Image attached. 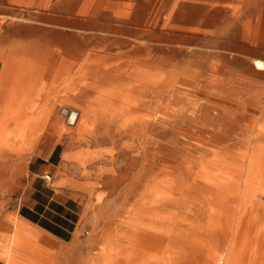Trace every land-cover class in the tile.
<instances>
[{
  "label": "bare ground",
  "instance_id": "obj_1",
  "mask_svg": "<svg viewBox=\"0 0 264 264\" xmlns=\"http://www.w3.org/2000/svg\"><path fill=\"white\" fill-rule=\"evenodd\" d=\"M77 31L79 39L75 36L66 39L75 46L74 56L66 53L67 48L59 47L56 39L45 43L44 52L34 50L33 57H18L14 55L16 52L4 55L2 51L0 56L8 70L16 74L32 70L38 75L41 91L49 86L56 98L55 105L62 94L86 99V113L65 109L76 117L77 141L83 142V149L92 156L102 157L105 150L114 151L107 146L97 149L94 142L107 140L109 133L119 136L127 154V171L115 173L116 183H122L131 173L129 183H155L151 189L150 214L146 215L147 207H140L137 211L140 221L128 222L134 229L129 239L135 246L121 258L109 253V261L102 264H125L148 245L155 253L145 254V261L163 252L161 264H241L248 244L246 237L244 241L240 239L242 217L257 198V192L264 195V113L248 122L247 136L240 135L242 120L232 124L229 107H222L219 99L212 102L211 95L202 101L195 76L180 82L169 79L171 76L167 78L164 54H153V49L160 45L146 37L148 28H138L139 34L135 36L101 30L98 37L105 48L117 49L134 42L110 63L101 57L83 60L87 30ZM254 63L264 69V61L258 57ZM201 102L206 105L197 115ZM213 114L217 117L211 119ZM98 118L105 126L101 132L97 131ZM165 130L172 133L167 141L161 137ZM196 214L210 215L208 224L191 218ZM258 237L264 249V227ZM146 238L150 244L144 241ZM11 241L13 245L7 255L13 264L26 239L15 232ZM258 254L250 256L248 264H257Z\"/></svg>",
  "mask_w": 264,
  "mask_h": 264
},
{
  "label": "rangeland",
  "instance_id": "obj_2",
  "mask_svg": "<svg viewBox=\"0 0 264 264\" xmlns=\"http://www.w3.org/2000/svg\"><path fill=\"white\" fill-rule=\"evenodd\" d=\"M78 28L87 30L81 58L90 60L101 57L108 63L116 60L119 57L116 54L128 49L134 42L117 49L105 48L98 37L101 30L135 36L139 34L138 28H148L146 37L160 45L153 49V54H164L167 78L171 76L169 79L180 82L191 75L195 76L197 94L202 101L208 100L211 95L212 102L221 100L222 107H229L228 116L232 124L242 120L240 135L247 136L248 122L264 113V69H258L254 63L257 57L264 61V0H0V40L6 44L14 43L12 46L16 48L32 46L34 50L41 49L44 52L49 39H56L59 47L67 48L66 53L74 56L75 46L66 39H72V36L79 39ZM57 103L55 117L57 123L60 121L58 126L62 127L61 132H67L66 138L75 136L78 125L68 123V116L63 113V109L70 107L69 109H79L86 113L84 108L88 102L81 97L62 94ZM205 105V102H201L197 115L201 114ZM216 117L211 115V119ZM99 120L98 118L97 131L101 132L105 126ZM171 136L172 133L166 130L161 133L166 141ZM79 144L80 148L76 153L79 163L90 173L88 163L97 159L94 164L98 179L86 199L91 205L87 216L92 227H87L84 235L89 237L90 242L87 246L83 245L81 250L73 252L65 264H102L109 261V253L114 252L116 257L121 258L123 253L135 246L129 239L134 234V229L128 222L140 221L141 217L137 214L140 207H147L149 213L146 215L150 214L151 189L155 183H129L132 173L122 183L115 182V173L125 174L127 171V154L121 146L119 136L109 133L107 140L94 142L93 147L97 149L113 147L114 151L105 150L102 157L92 156L83 149V142ZM261 201H264V195L257 192V198L246 208L242 217L240 239L244 241L246 237L248 244L243 250L245 260L242 259L241 264H248L249 257L258 252L255 259L257 264L264 261V249L260 247L258 237L264 227V205ZM210 217L208 214H196L191 218L208 224ZM149 218L145 219L147 223L150 222ZM235 222L236 220L231 230L232 235ZM219 229L222 232L220 227ZM144 241L151 243L147 238ZM11 247H7V253ZM36 250L39 252L37 257L33 254ZM143 250V255L139 254L127 262L124 260L125 264H161L163 252L159 257L145 261V254L150 255L155 250L150 245ZM61 262L26 241L13 264H62Z\"/></svg>",
  "mask_w": 264,
  "mask_h": 264
},
{
  "label": "crops",
  "instance_id": "obj_3",
  "mask_svg": "<svg viewBox=\"0 0 264 264\" xmlns=\"http://www.w3.org/2000/svg\"><path fill=\"white\" fill-rule=\"evenodd\" d=\"M13 44L0 40V51L34 56L32 46ZM52 94L49 86L41 91L32 70L16 74L0 56V264H11L7 247L15 232L62 264L90 242L86 199L98 179L97 159L87 173L76 157V135L66 138L58 126Z\"/></svg>",
  "mask_w": 264,
  "mask_h": 264
},
{
  "label": "water",
  "instance_id": "obj_4",
  "mask_svg": "<svg viewBox=\"0 0 264 264\" xmlns=\"http://www.w3.org/2000/svg\"><path fill=\"white\" fill-rule=\"evenodd\" d=\"M63 113H65L66 115H69L68 120H67L69 124L75 123L76 117L72 113L68 114V110L65 108L63 109Z\"/></svg>",
  "mask_w": 264,
  "mask_h": 264
},
{
  "label": "built area",
  "instance_id": "obj_5",
  "mask_svg": "<svg viewBox=\"0 0 264 264\" xmlns=\"http://www.w3.org/2000/svg\"><path fill=\"white\" fill-rule=\"evenodd\" d=\"M45 177L49 178V177H50V175H49V174H45Z\"/></svg>",
  "mask_w": 264,
  "mask_h": 264
}]
</instances>
